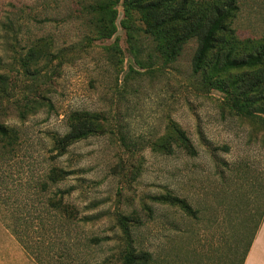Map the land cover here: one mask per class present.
I'll use <instances>...</instances> for the list:
<instances>
[{
    "label": "rangeland",
    "instance_id": "rangeland-1",
    "mask_svg": "<svg viewBox=\"0 0 264 264\" xmlns=\"http://www.w3.org/2000/svg\"><path fill=\"white\" fill-rule=\"evenodd\" d=\"M91 1L0 0L2 63L43 35L55 54L40 65L38 84L19 74L0 95V121L18 132L0 142V264H122L131 250L149 254L139 264H239L264 207V120L233 114L202 83L191 68L193 40L163 63L140 36L135 60L120 0L116 31L96 38L84 10ZM236 29L241 37L264 33V0L241 13ZM81 109L105 117V129L55 157L53 137ZM169 119L196 154L151 149ZM52 166L71 173L46 182ZM168 192L192 212L152 199ZM60 196L75 218L50 206Z\"/></svg>",
    "mask_w": 264,
    "mask_h": 264
},
{
    "label": "trees",
    "instance_id": "trees-1",
    "mask_svg": "<svg viewBox=\"0 0 264 264\" xmlns=\"http://www.w3.org/2000/svg\"><path fill=\"white\" fill-rule=\"evenodd\" d=\"M122 18L120 26L125 30L126 40L131 46L135 60L137 52L133 49L140 36L150 40L157 58L163 63L175 61L184 45L193 40L196 43L191 62L192 71L200 75L205 86L219 90L233 114L252 120H264V33L241 37L237 33L236 22L242 12L249 13L261 0H120ZM119 0H92L84 6L93 22L95 37H110L117 29V5ZM53 38L43 35L30 40L24 50H14L12 62L0 63V95L9 92L11 85L25 74L30 81L37 83L41 67L52 62L55 56L52 48ZM137 47V46H136ZM138 48V47H137ZM136 48V49H137ZM138 50V49H137ZM58 54V52H55ZM61 57L60 54L57 55ZM6 64V65H5ZM41 65V67H40ZM21 117L25 113L19 112ZM67 130L53 137L51 150L54 156H61L73 143L91 135L101 133L106 120L100 113L89 110H73L66 118ZM18 132L15 127L0 121V142L11 144ZM122 145L129 149L132 144ZM151 149L171 154L175 148L189 155L196 154L185 130L174 120L169 119L164 134L150 143ZM71 171L52 166L46 174V182L57 183ZM59 198L50 201V206L60 214L76 217V208ZM152 199L176 206L191 213L190 204L171 193L153 195ZM257 225L255 227V230ZM254 230V232H255ZM12 234L24 246V241L12 229ZM254 234V233H253ZM252 234V236H253ZM148 253L127 251L122 264H139L146 261ZM41 264L39 259H35Z\"/></svg>",
    "mask_w": 264,
    "mask_h": 264
},
{
    "label": "crops",
    "instance_id": "crops-1",
    "mask_svg": "<svg viewBox=\"0 0 264 264\" xmlns=\"http://www.w3.org/2000/svg\"><path fill=\"white\" fill-rule=\"evenodd\" d=\"M24 261V252L20 251ZM239 264H264V207L261 209L257 228L243 251Z\"/></svg>",
    "mask_w": 264,
    "mask_h": 264
}]
</instances>
